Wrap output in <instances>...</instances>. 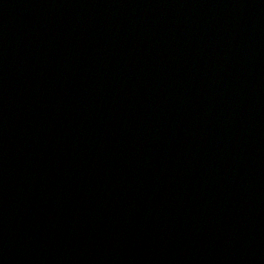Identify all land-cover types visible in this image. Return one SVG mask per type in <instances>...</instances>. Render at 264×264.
<instances>
[{"label": "water", "instance_id": "95a60500", "mask_svg": "<svg viewBox=\"0 0 264 264\" xmlns=\"http://www.w3.org/2000/svg\"><path fill=\"white\" fill-rule=\"evenodd\" d=\"M0 264H264V0H0Z\"/></svg>", "mask_w": 264, "mask_h": 264}]
</instances>
